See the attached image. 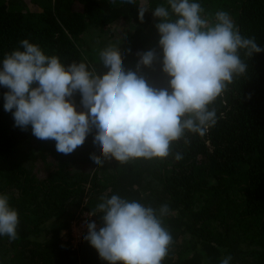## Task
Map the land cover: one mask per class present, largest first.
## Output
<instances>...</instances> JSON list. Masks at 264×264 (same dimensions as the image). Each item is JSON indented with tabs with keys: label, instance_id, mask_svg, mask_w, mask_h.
I'll use <instances>...</instances> for the list:
<instances>
[{
	"label": "trees",
	"instance_id": "16d2710c",
	"mask_svg": "<svg viewBox=\"0 0 264 264\" xmlns=\"http://www.w3.org/2000/svg\"><path fill=\"white\" fill-rule=\"evenodd\" d=\"M202 16L215 23L224 11L242 37L255 38L264 48V0H194ZM169 9L167 0H0V66L6 54L23 50L27 39L64 65L85 63L97 74L107 71L88 41L121 27L126 30L119 48L125 71L142 75L157 89L168 88L162 71L159 23L152 12ZM147 9L143 22L138 8ZM99 36V35H98ZM93 39V38H92ZM110 46V45H109ZM100 50V51H99ZM153 50L151 67L137 71L138 53ZM247 65L225 92L209 106L216 123L204 136L186 132L170 146L165 159H114L99 166L90 158L101 155L93 143L95 129L73 153H58L54 140H39L14 127L4 111L0 86V194L19 216L17 238L0 236V264H107L82 239L71 241V225L81 212L96 209L101 197L119 195L158 210L169 207L163 226L172 244L162 264H264V52L248 57ZM85 110L79 93L71 98ZM180 154L182 159L176 160ZM77 165L80 169H76ZM88 169V170H87ZM97 215H100L97 213ZM102 226L99 216L90 220ZM69 234L67 239L62 232Z\"/></svg>",
	"mask_w": 264,
	"mask_h": 264
},
{
	"label": "clouds",
	"instance_id": "9594fccd",
	"mask_svg": "<svg viewBox=\"0 0 264 264\" xmlns=\"http://www.w3.org/2000/svg\"><path fill=\"white\" fill-rule=\"evenodd\" d=\"M113 3L116 0H112ZM135 5L136 0H121ZM169 9L158 6L152 12L162 49V71L168 88L157 89L142 75L123 67L119 47L108 46L99 59L107 71L97 74L85 63L64 65L56 56L46 55L27 39L23 50L6 54L0 66L4 111L11 113L14 127H31L39 140H54L58 153L68 155L82 146L95 129L94 144L101 155L90 158L99 166L107 160L124 164L133 159H165L170 146L186 132L204 136L216 123L215 109H209L234 77L243 75L247 65L240 50L252 57L264 52L255 38L242 37L228 13L215 14V23L202 16L204 9L194 0H167ZM146 8H138L143 22ZM137 71L151 67L153 50L138 53ZM79 93L85 110L77 111L72 101ZM176 160L182 159L180 154ZM88 217L99 216L102 226L85 221L84 236L99 258L107 264H162L172 244L163 226L167 205L158 210L119 195L102 196ZM99 213L100 215H97ZM19 216L0 194V236L17 238ZM226 256L220 264H230Z\"/></svg>",
	"mask_w": 264,
	"mask_h": 264
},
{
	"label": "rangeland",
	"instance_id": "374dc122",
	"mask_svg": "<svg viewBox=\"0 0 264 264\" xmlns=\"http://www.w3.org/2000/svg\"><path fill=\"white\" fill-rule=\"evenodd\" d=\"M126 31H127V29L123 30V28L121 29V27H118V28L112 29L110 31H107L104 34H98L99 36L97 35L96 37L94 34L92 37L93 39L91 38L88 41V48L91 50L97 51L96 48H97V45L99 44L100 41H101V43H103L106 46L111 45L114 47H119L121 44H123L122 38L125 35ZM76 169H80V166L77 165ZM83 217H85V213H83V212L79 213L78 217L72 222V225H71V231H70L71 241L74 242L75 244H77V242H79L81 240V238H82L81 236L84 232V231H82V227H81L80 222H79L83 219ZM80 218H82V219L80 220ZM68 236H69V234H67L66 231L62 232V237L64 239H67Z\"/></svg>",
	"mask_w": 264,
	"mask_h": 264
},
{
	"label": "built area",
	"instance_id": "2783aa9c",
	"mask_svg": "<svg viewBox=\"0 0 264 264\" xmlns=\"http://www.w3.org/2000/svg\"><path fill=\"white\" fill-rule=\"evenodd\" d=\"M84 213H85V217H83V219H82L81 221H79V222H80V225H81V227H82V231H84L81 237H83L84 233L87 231V227H86L85 221H90L91 218H92V217H88V215H87L88 212H84ZM89 218H90V219H89ZM88 219H89V220H88ZM81 237H80V238H81ZM81 239H82V238H81Z\"/></svg>",
	"mask_w": 264,
	"mask_h": 264
},
{
	"label": "bare ground",
	"instance_id": "6f19581e",
	"mask_svg": "<svg viewBox=\"0 0 264 264\" xmlns=\"http://www.w3.org/2000/svg\"><path fill=\"white\" fill-rule=\"evenodd\" d=\"M82 218H80V220H81Z\"/></svg>",
	"mask_w": 264,
	"mask_h": 264
}]
</instances>
